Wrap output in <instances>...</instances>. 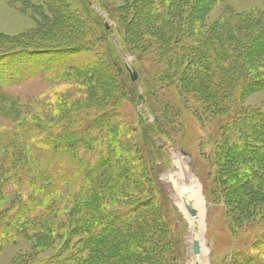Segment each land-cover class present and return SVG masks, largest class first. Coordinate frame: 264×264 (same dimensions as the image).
Returning <instances> with one entry per match:
<instances>
[{
	"label": "rangeland",
	"instance_id": "1",
	"mask_svg": "<svg viewBox=\"0 0 264 264\" xmlns=\"http://www.w3.org/2000/svg\"><path fill=\"white\" fill-rule=\"evenodd\" d=\"M56 40L77 47L2 67L0 264H197L176 188L193 179L202 264H264V0H0V47ZM189 58L207 66L180 83ZM187 82L227 104L212 118ZM71 132L84 144H65ZM19 213L29 223L16 232L8 224ZM82 222L92 234H71ZM92 239L102 246L89 248Z\"/></svg>",
	"mask_w": 264,
	"mask_h": 264
},
{
	"label": "trees",
	"instance_id": "2",
	"mask_svg": "<svg viewBox=\"0 0 264 264\" xmlns=\"http://www.w3.org/2000/svg\"><path fill=\"white\" fill-rule=\"evenodd\" d=\"M119 18V17H118ZM104 30H105V32H104V34L105 35H110L111 36V34H112V32H113V30L111 29V30H109L105 25H104ZM253 37L255 38V37H257V36H251V38L253 39ZM62 38H67V37H61V39ZM258 38V37H257ZM52 41H54V40H52ZM209 43H212L210 40H207ZM112 44H113V46H114V48H115V51L118 53V55H120L122 52L123 53H127L128 54V50H127V48H126V46H125V44H124V42L122 41V40H118V42H119V45H120V47H121V50L120 49H118L117 48V46H116V44L114 43V41H113V39H112ZM245 42H247V40H245ZM254 42V40H252V42H250V45H249V49H256V44H255V42ZM55 43L56 44H42V45H46V46H44L43 48H34V46H31V45H29V44H27V45H25V46H23L22 44H13L12 46H14V47H9V46H7V48L6 47H0V79H1V77L3 76V71H2V67H3V65H5L7 62H8V60H9V58H11L13 55H16L17 54V56L19 55V54H21V53H23V52H29V53H42V52H45V51H47L48 49H50L52 52H55V51H59L58 49V46L59 47H61V46H64V47H74V48H76L77 46L76 45H74L73 43H71V42H66V41H63V42H60V41H58V40H56L55 41ZM167 43H169V42H167ZM209 43H207V45H210ZM55 45V46H54ZM57 45V46H56ZM196 45V47L194 46V47H192L191 48V51H193V52H197V50H201V47H202V45L201 46H198L197 44H195ZM209 47H212V46H209ZM245 47V46H244ZM169 50H170V48H169ZM253 50V51H254ZM61 51V50H60ZM249 50L247 49V45H246V47L244 48V49H242V51H241V53L239 52L238 54H241V57L240 58H237V56H236V58H235V56H233L235 59H241V60H243V59H245L244 57H246L247 58V56H248V52ZM208 54H210V48H209V50L208 51H206ZM264 48H263V51L262 52H260V53H262L263 55H264ZM197 53H199V52H197ZM225 54H226V57L228 58V57H230L233 61H234V58L233 57H231L230 55H229V53H228V51H226L225 52ZM196 58V57H195ZM190 60V62H191V65H190V67L188 68L187 67V70L185 71V73L184 74H182V76H183V80L182 81H180V83H182V82H186V81H189V79L187 78V75H188V73H193L194 75L193 76H195L197 73H196V70H204V68L207 66V65H203V63H200V62H196L195 60L193 61V58H189ZM180 60H181V58H180ZM6 61V62H5ZM5 62V63H4ZM181 63V62H180ZM241 63H242V61H241ZM210 64V67H212V66H214V64L212 63V62H210L209 63ZM124 66H125V69H126V71H127V73H128V75H129V79H130V82L131 83H133V84H137L139 81H140V75H139V79L136 81V82H133L132 80H131V75H130V73H129V71H128V69H127V66L124 64ZM133 67L138 71V73H139V68H138V65H134L133 64ZM182 68V67H181ZM221 68H223V71H225L227 74H230L231 72H233L234 71V68H226V67H221ZM179 70V69H178ZM244 76L245 77H247V74H244ZM244 76H241V72H240V70L238 69V82L240 83V86H239V83L237 82V84H235V86H236V88H240V89H242V82L240 81ZM186 79H188V80H186ZM196 81V83H199V81L198 80H195ZM166 82V81H165ZM171 81L169 80V81H167V83L166 84H168L166 87H169V83H170ZM191 82V81H190ZM249 82H251V81H249ZM255 82L256 83H260V84H263V82H262V79H257V80H255ZM155 84V83H154ZM196 85V84H195ZM194 84H190V83H186V85H185V94H187V96L188 95H194V94H197V95H199V96H201L202 97V99H203V101L204 102H206L207 104H210V110L212 111L213 110V108H214V112L212 113L211 112V116H212V118L215 116V114L217 115V114H219V113H216V109H217V107H220L222 104L224 105V104H227V102H226V100L223 102V100L222 99H219L220 97H216V95H212L209 91H206V88H205V86H201V87H198V85L197 86H195ZM231 85V84H230ZM230 85L228 86L229 88H230ZM238 86V87H237ZM197 89H199V92L200 93H197V91H196V93H194L195 92V90H197ZM237 91V90H236ZM219 100H221L223 103H220L219 102ZM224 108H225V106H224ZM177 109V108H176ZM176 109H174V110H176ZM148 110H149V113H151V110L150 109H147V112H148ZM225 111H226V109H225ZM225 111H224V113H225ZM176 113L178 112V111H175ZM227 116V115H226ZM142 117V116H141ZM261 118H263V121H261L262 122V126L264 127V114L263 115H261ZM146 128H147V130L148 129H150V128H153L151 125H148V126H146ZM158 134H160V132L157 130L156 131ZM81 133H83V132H81ZM78 136H79V132H71L70 133V136H69V138H67V139H63L64 141V143L65 144H70V145H72V144H77L78 146L80 145H82V144H84V141H86V140H84V139H79L78 138ZM254 136V135H253ZM46 142H50V141H46ZM55 142H58V141H55ZM59 143V142H58ZM251 161V160H250ZM253 162H256L255 160L253 161ZM14 177V176H13ZM13 177H11V178H13ZM16 179V178H15ZM253 197V196H252ZM250 201H252V200H250ZM151 203V202H150ZM145 205H147L146 204V202H144V203H140L139 205H138V207H140V208H142V207H144ZM86 206V205H85ZM135 208H137V206L135 207ZM137 210H138V208H137ZM34 212H32V214H33ZM29 214H31V213H28V216H30ZM98 214V213H97ZM21 215V213H19V214H17L13 219H11V220H16L15 221V224H8V226L9 227H11L12 225L14 226V231L16 230V232H18V229L20 228V226H23V225H28V223H29V221H27L26 219H24V217H21L20 219H17L19 216ZM92 215L94 216V214L92 213ZM105 215V213H103V216ZM117 216H119V217H117ZM117 216H115V217H117V218H119V222L120 221H122V219H124L125 220V218H127V217H125V215H117ZM71 219H73L74 220V222L75 223H77V220H76V218H74V217H72ZM6 220L8 221L9 219H3V218H1L0 217V229L2 228V226H6L7 224H5L6 223ZM83 220V219H82ZM36 222L35 223H37V226H40V224H41V222H42V220H35ZM10 223V222H9ZM86 222H82V224L80 225L79 224V226H73L72 227V229L70 230L71 231V234H73V235H77L78 233H80V231L81 230H83L85 233L87 232L88 234L89 233H91L92 234V230H90V229H92L90 226H89V224L88 225H86L85 224ZM90 223H92V221H90ZM83 226V227H82ZM18 228V229H17ZM86 233V234H87ZM46 238V237H45ZM106 238H107V236L105 237V236H103V238H102V240H103V242H106L105 240H106ZM103 242L102 243H97V242H95V240H89L88 241V247L90 248H94L95 249V246L97 245V244H101V246H102V244H103ZM88 247H86L87 249H88ZM113 247H114V250H115V252H116V255L117 256H120L121 255V253H119V252H121V251H119L118 249H119V246L117 245V243L115 244V245H113ZM97 257H101L100 256V253H99V255H97ZM134 258H136L137 259V257H134ZM117 259V258H116ZM119 259V258H118ZM130 259L131 260H133V258H131L130 257ZM101 260H102V257H101ZM104 260V259H103ZM102 260V261H103ZM99 262V261H98ZM68 263V262H67ZM82 263V262H81ZM84 263V262H83ZM93 263H95V260H93V258L92 257H90L88 260H86V262H85V264H93ZM120 263H121V261H120ZM42 264H51V262L50 263H47V262H44V263H42ZM53 264H55V263H53ZM58 264H64V263H58ZM66 264V263H65ZM69 264V263H68ZM79 264V263H78Z\"/></svg>",
	"mask_w": 264,
	"mask_h": 264
},
{
	"label": "bare ground",
	"instance_id": "3",
	"mask_svg": "<svg viewBox=\"0 0 264 264\" xmlns=\"http://www.w3.org/2000/svg\"><path fill=\"white\" fill-rule=\"evenodd\" d=\"M176 188L180 192V197H181V202H179V206L186 212V215L191 217L188 214V211L186 208L187 205L198 211V214L196 215V217H191L192 219L191 218L189 219H191L190 223L193 227L195 226V228H198L196 226L199 225V228H200L203 225L202 212H203L204 202H203L202 195L200 194L199 185L193 179L191 180L190 185L182 184L181 186L179 185ZM195 237L197 238L198 235H195ZM201 257L202 255L197 256V264H202Z\"/></svg>",
	"mask_w": 264,
	"mask_h": 264
},
{
	"label": "water",
	"instance_id": "4",
	"mask_svg": "<svg viewBox=\"0 0 264 264\" xmlns=\"http://www.w3.org/2000/svg\"><path fill=\"white\" fill-rule=\"evenodd\" d=\"M129 70L132 73V80L133 81H137L138 80V73H137V71L131 70L130 68H129ZM141 103H142V101H141V97H140V100L138 101V105L140 106ZM186 208H187L188 214L191 217H196V215L198 214V211L196 209L191 208L188 205H187ZM194 231H195V235H197L199 233V229L198 228H195ZM201 253H202V251H201V243H200V241H199L198 238H195V240L193 241V254L195 256H199V255H201Z\"/></svg>",
	"mask_w": 264,
	"mask_h": 264
}]
</instances>
